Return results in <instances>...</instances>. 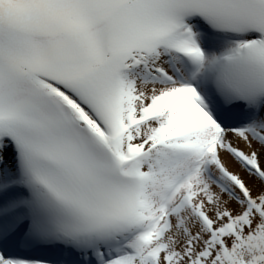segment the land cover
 Returning a JSON list of instances; mask_svg holds the SVG:
<instances>
[{
	"label": "bare ground",
	"instance_id": "1",
	"mask_svg": "<svg viewBox=\"0 0 264 264\" xmlns=\"http://www.w3.org/2000/svg\"><path fill=\"white\" fill-rule=\"evenodd\" d=\"M145 78V74L138 71L136 74H132L128 79L126 90L129 98H131L130 100H132L131 105L127 108L128 112L133 114L137 113L142 105L145 103L148 105L150 94H154V96L161 94L162 89L159 88V84L149 83L151 81ZM146 88L148 92L145 91ZM177 104L178 101L174 100L168 102L166 107L170 105L175 106ZM159 122L160 120H155L143 125L141 129H139L140 134H133L135 143L154 133L159 127ZM197 124L198 129L196 138L200 143H204L208 140V135L213 133L214 130L204 124ZM130 144L131 143L126 139L121 142V145L125 149L128 148ZM144 144L146 143L136 145L137 152L141 151L140 147ZM229 146L242 148L250 159L258 158L262 162L264 169V145L259 143L257 137L255 138V136L247 132L238 134L224 132L219 136L218 142L213 147V151L218 153L221 168H228L234 173L236 178L245 183L242 188L248 191L253 205L239 201L237 204L234 201L239 198L236 190H234L236 195L230 196L224 189L221 190L218 188L217 184H221L220 181L214 182L213 178L210 179L212 181H208L204 178V180H200L193 186V196L188 201L185 208L187 212H189V210L194 212L192 214L194 218H196L195 215H199L208 219L210 226L214 232L217 233V239L210 236L207 229L201 223V225H198L201 237L198 240H193L191 243L188 242L190 245L187 247V237L185 236V229L183 228V221L186 222V220L183 219L180 213H176L171 217L173 230H170V232L167 231L164 239L158 242L159 244L165 245L161 251L153 257H149V259H146L143 255H139V257L136 256L134 258L120 260L115 264H144L145 262L153 263L154 261H157L156 264H189L190 255L193 256L196 254L204 258L206 262L203 264H238L239 262L244 264V259H246L248 263L254 259L256 264H264V182L255 175L253 170L252 176L249 169L244 168L225 153L226 148H229ZM232 149H230V154ZM158 150H152L150 152L151 155H158V153L161 152ZM7 158L10 159V156ZM217 168V164L213 165V169L217 171ZM222 170H220V172ZM222 180L224 181V179ZM221 198L227 204V210L223 215L224 219L227 220L235 215L239 216L236 224L242 225L240 229L238 228L236 231L233 230L230 227L231 225L228 226L229 223L227 222L225 223V227L219 230L220 227L215 217L211 214V209L209 207H211L215 201L221 200ZM207 208L210 209V211L207 210ZM214 211L216 212L217 210ZM242 216L245 221L242 220ZM194 218L193 220H195ZM207 240L212 241V244L206 245L205 242ZM137 248L138 246H136V249ZM196 259L197 258L194 257L192 262L194 263Z\"/></svg>",
	"mask_w": 264,
	"mask_h": 264
},
{
	"label": "rangeland",
	"instance_id": "2",
	"mask_svg": "<svg viewBox=\"0 0 264 264\" xmlns=\"http://www.w3.org/2000/svg\"><path fill=\"white\" fill-rule=\"evenodd\" d=\"M235 148H237V147H235ZM225 169L231 174V176H233L236 180H238V181H240V184L241 185H244L245 183L244 182H242L240 179H238V178H236L235 177V175H234V173H232L228 168H226L225 167ZM237 204L239 203V202H246V203H248V204H250V205H253V202H252V200H251V198L249 197V201L247 202L245 199H243L242 197H239L237 200H234ZM239 201V202H238ZM213 204V203H212ZM226 203L224 202V200L221 198V200H218V201H215L214 202V204L211 206V207H209L210 209H211V211H210V209H208L207 208V210H209L210 212H211V214L215 217V220H216V222H217V224H218V226L220 227L219 228V230H222V228L223 227H225V223H229V225L228 226H230L233 230H238V228L240 229V227H242V225H237L236 224V222H237V219L239 218V216H233V217H231V218H229V219H224V213L226 212V210H227V208H226ZM225 208V209H224ZM240 209V208H239ZM214 210H217L216 212L214 211ZM214 211V212H213ZM203 213V212H202ZM201 214V213H200ZM218 214H219V216H218ZM196 216V215H195ZM186 218H187V223L185 222V223H183V228L185 229V236L187 237V247L190 245V244H188V242L189 243H191V242H193V240L195 241L196 239L198 240L200 237H201V232L199 231V226L198 225H201L200 224V222L197 220V217L196 218H194V217H192L190 214H187L186 215ZM193 218L195 219V220H193ZM242 218H243V216H242ZM243 221H245L244 220V218L242 219ZM227 226V225H226ZM200 234V235H199ZM215 239H217V237L215 238ZM206 243V245H208V244H212V241H206L205 242ZM188 256V255H187ZM190 260H189V264H203V263H205L206 261L204 260V258L202 257V256H200V255H198V254H196V255H190ZM194 257H196L197 259L195 260V262L193 263L192 262V260H193V258ZM199 261V262H198ZM244 264H256V261L254 260V259H252L251 260V262L250 263H248V261H246V259H244ZM156 262L157 261H154L153 263H148V262H145L144 264H156ZM198 262V263H197ZM238 264H241L240 262L238 263Z\"/></svg>",
	"mask_w": 264,
	"mask_h": 264
}]
</instances>
